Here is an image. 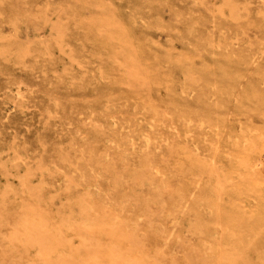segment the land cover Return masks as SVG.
<instances>
[{"label": "rangeland", "instance_id": "rangeland-1", "mask_svg": "<svg viewBox=\"0 0 264 264\" xmlns=\"http://www.w3.org/2000/svg\"><path fill=\"white\" fill-rule=\"evenodd\" d=\"M117 255L264 264V0H0V264Z\"/></svg>", "mask_w": 264, "mask_h": 264}, {"label": "bare ground", "instance_id": "bare-ground-1", "mask_svg": "<svg viewBox=\"0 0 264 264\" xmlns=\"http://www.w3.org/2000/svg\"><path fill=\"white\" fill-rule=\"evenodd\" d=\"M229 4V3H228ZM225 5V4H224ZM227 6V5H226ZM230 6V5H229ZM230 9V14L233 18H236L237 17V10H235V8L233 7H229ZM237 9V8H236ZM20 49H21V46H20ZM191 147V146H190ZM194 174V173H193ZM196 176V175H195ZM160 257V255H158ZM119 256L117 255L115 259H112V263L111 264H116V259L118 260ZM18 259V258H17ZM127 262V261H126ZM42 263V262H41ZM44 263V262H43ZM125 263V262H124ZM130 264V263H128Z\"/></svg>", "mask_w": 264, "mask_h": 264}]
</instances>
